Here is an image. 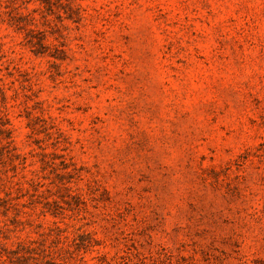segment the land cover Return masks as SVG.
I'll list each match as a JSON object with an SVG mask.
<instances>
[{"label": "rangeland", "instance_id": "rangeland-1", "mask_svg": "<svg viewBox=\"0 0 264 264\" xmlns=\"http://www.w3.org/2000/svg\"><path fill=\"white\" fill-rule=\"evenodd\" d=\"M0 264H264V0H0Z\"/></svg>", "mask_w": 264, "mask_h": 264}]
</instances>
